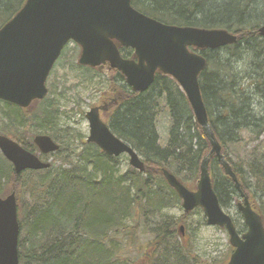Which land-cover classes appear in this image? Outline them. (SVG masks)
<instances>
[{"label": "trees", "instance_id": "1", "mask_svg": "<svg viewBox=\"0 0 264 264\" xmlns=\"http://www.w3.org/2000/svg\"><path fill=\"white\" fill-rule=\"evenodd\" d=\"M25 2L0 0V29ZM132 4L165 24L237 34V45L201 53L208 63L200 79L201 91L224 155L264 219V164L251 161L246 174L225 149L232 142L259 143L264 135V114L252 108L255 97L264 101V40L258 33L264 25V0H133ZM122 55L135 57L131 49L122 50ZM74 67L101 77L107 92L123 96L120 108L108 116L109 126L140 155L146 171L130 166L123 172L126 156H109L80 134L62 128L53 86L33 112L0 102V135L27 149L34 135L45 134L60 147L49 169L21 174L0 154V163L5 164L0 166V196L12 192L17 196L20 264H195L193 251L180 235V224L188 223L189 214L176 218L165 213L179 207L181 199L162 173L166 169L196 190L200 166L211 151L184 93L160 73L148 91L134 93L118 71L102 75ZM164 109L171 127L162 146L157 124ZM29 132L32 137L26 136ZM210 173L221 207L232 208L240 196L215 156L210 158ZM24 176H29L28 181ZM237 229L244 233L246 226ZM142 233L145 243L139 240ZM228 259L211 264H227Z\"/></svg>", "mask_w": 264, "mask_h": 264}, {"label": "water", "instance_id": "2", "mask_svg": "<svg viewBox=\"0 0 264 264\" xmlns=\"http://www.w3.org/2000/svg\"><path fill=\"white\" fill-rule=\"evenodd\" d=\"M132 1L26 0L22 9L0 29V100L23 109L44 100L49 94V76L70 42L81 48L79 65L116 69L134 92L148 91L158 72L171 77L184 93L211 151L202 161L195 191L166 169L163 176L181 199L185 213L201 208L208 226L226 230L233 249L227 264H264V219L253 208L233 166L223 155V146L211 125L200 85L207 60L190 51L236 45L238 36L224 29L165 24L135 9ZM259 33L264 38V26ZM123 47L133 49L136 59H124L120 52ZM108 107H94L87 112L90 129L87 142L96 144L109 156L127 155L129 165L144 173L146 164L139 154L116 137L102 120L100 110L106 112ZM35 144L45 155L60 148L47 135L37 136ZM0 151L13 164L16 174L51 167L5 136H0ZM213 155L242 199L237 208L247 227L243 234L221 207L213 188L210 173ZM19 236L18 204L13 192L6 198L0 197V264H20Z\"/></svg>", "mask_w": 264, "mask_h": 264}, {"label": "rangeland", "instance_id": "3", "mask_svg": "<svg viewBox=\"0 0 264 264\" xmlns=\"http://www.w3.org/2000/svg\"><path fill=\"white\" fill-rule=\"evenodd\" d=\"M74 45L71 43L70 47L65 50L63 57L55 66L48 83L49 88L53 86V98L58 102L62 112L59 116L60 126L70 129L87 139L90 129L86 114L94 106L100 105V95L105 90L106 82L101 77H93L91 74L81 73L74 67L80 55L79 48L76 49L73 47ZM1 105L3 104H0L2 108ZM170 125V116L164 109L158 118L157 124L162 146H165L169 140ZM26 136L32 137L30 132ZM248 143L242 141L239 144L232 142L225 145L226 152L228 151L236 166H239L246 174L250 173L249 164H251V161L256 160L264 164V135L259 138V143L251 144L249 141ZM258 145L261 146V150L257 147ZM75 149L80 152L81 145L77 144ZM53 159L54 156H51L47 161L52 164ZM125 160L123 172L130 167L128 157H125ZM4 165V163H0L2 168H5ZM24 177L28 181L29 176ZM250 181L253 185L255 184V181ZM25 197L27 198V195ZM238 202L236 201L232 208L225 209V211L231 215L236 226L239 227L244 224V220L237 210L236 205ZM165 213L176 218L185 214L181 205L168 209ZM187 222V224H180V235L184 239L183 244L190 247L193 251V262L195 264H211L214 260L218 262L230 256L232 248L228 233L222 228L208 226L203 212L189 214ZM139 236L141 237L139 239L140 242L145 243L147 240L145 235L142 233ZM132 255L134 257L133 252Z\"/></svg>", "mask_w": 264, "mask_h": 264}, {"label": "flooded vegetation", "instance_id": "4", "mask_svg": "<svg viewBox=\"0 0 264 264\" xmlns=\"http://www.w3.org/2000/svg\"><path fill=\"white\" fill-rule=\"evenodd\" d=\"M264 26V25H263ZM261 27H259V29H260ZM259 29H258V33H259ZM225 30V29H224ZM228 31V30H227ZM259 35H260V33H259ZM261 36V35H260ZM262 37V36H261ZM262 39L264 40V38L262 37ZM68 47H70V44L66 47V49H68ZM73 47H76L75 45L73 46ZM124 49H131V48H120V52H121V55H122V50H124ZM131 50H133V49H131ZM197 52H198V54L199 55H201V53L202 52H206V51H211V50H208V49H206V50H196ZM133 52H134V50H133ZM134 55H135V52H134ZM122 57H123V55H122ZM79 58V57H78ZM78 58H77V61H78ZM124 58V57H123ZM124 59H127V60H132V59H136L135 57L134 58H132V59H128V58H124ZM76 65H78V63L76 64ZM101 69H102V71H101ZM54 70V69H53ZM98 73H100V74H102V75H105V74H107V73H109V72H111L112 70H115V71H118V70H116V69H111V68H108L107 66H102L101 68H96L95 69ZM53 72V71H52ZM119 72V71H118ZM120 74H121V76L125 79V83H126V78L124 77V75L121 73V72H119ZM52 74V73H51ZM107 83V82H106ZM127 84V83H126ZM128 86V85H127ZM47 87H48V90H49V95H50V88H49V83L47 84ZM129 87V86H128ZM130 88V87H129ZM131 89V88H130ZM132 90V89H131ZM132 92H134L133 90H132ZM134 93H137V92H134ZM49 97V96H48ZM47 97V98H48ZM47 98H45V99H47ZM44 99V100H45ZM44 100H42V101H35L29 108H27V109H23V108H21L22 110H24V112H33V111H36L37 110V107L41 104V102H43ZM123 100V96L122 95H116V94H114V93H110V92H107L106 91V89L101 93V95H100V100H99V103H100V105H98V106H94V107H101V106H103V105H108L109 107H108V110L106 111V112H103V111H101L100 110V116H101V118H102V120L104 121V123L105 124H107V126L110 128V126H109V120H108V116L111 114V112L112 111H114V110H116V109H118V108H120V104H121V101ZM1 103L3 102V101H0ZM4 103H6V102H4ZM93 107V108H94ZM92 109V108H91ZM90 109V110H91ZM111 130V129H110ZM112 131V130H111ZM113 133V132H112ZM114 134V133H113ZM40 135H45V134H36V135H34L33 136V138L31 139V141L30 142H28V143H26V145L28 146V148L26 149L24 146H22L20 143H18L17 141H15V140H13V139H11L10 137H8V136H6V135H0V136H5V137H8L9 139H11V140H13L14 142H16L17 144H19L23 149H25L27 152H29V153H31V154H33V155H35L36 157H38L42 162H45L46 161V158H48V157H51L53 154H48V155H45V154H43L41 151H40V149L36 146V144H35V138L37 137V136H40ZM115 135V134H114ZM47 136H49V135H47ZM116 136V135H115ZM50 137V136H49ZM117 137V136H116ZM27 139H29V138H27ZM120 139V138H119ZM123 141V140H122ZM125 142V141H124ZM127 143V142H126ZM128 144V143H127ZM129 145V144H128ZM130 146V145H129ZM105 153V152H104ZM0 154L1 155H3L2 153H1V151H0ZM121 156H126L127 157V155H121ZM113 157V156H112ZM5 158V157H4ZM8 161V160H7ZM9 162V161H8ZM48 162V161H47ZM12 166H13V164L11 163V162H9ZM13 168H14V166H13ZM27 171H30V170H27ZM27 171H25V172H27Z\"/></svg>", "mask_w": 264, "mask_h": 264}, {"label": "clouds", "instance_id": "5", "mask_svg": "<svg viewBox=\"0 0 264 264\" xmlns=\"http://www.w3.org/2000/svg\"><path fill=\"white\" fill-rule=\"evenodd\" d=\"M258 97H255L252 103L253 110L258 114H264V101H259Z\"/></svg>", "mask_w": 264, "mask_h": 264}, {"label": "bare ground", "instance_id": "6", "mask_svg": "<svg viewBox=\"0 0 264 264\" xmlns=\"http://www.w3.org/2000/svg\"><path fill=\"white\" fill-rule=\"evenodd\" d=\"M214 130V129H213ZM215 132V131H214ZM216 134V133H215ZM223 155H224V149H223ZM213 156H215V155H213ZM212 156V157H213ZM225 156V155H224ZM216 157V156H215ZM217 158V157H216ZM226 158V157H225ZM218 160V159H217ZM227 160V159H226ZM238 178V177H237ZM239 180V179H238Z\"/></svg>", "mask_w": 264, "mask_h": 264}]
</instances>
